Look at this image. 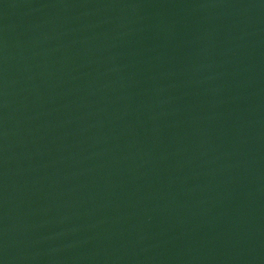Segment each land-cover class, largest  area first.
Returning <instances> with one entry per match:
<instances>
[{"label": "water", "instance_id": "water-1", "mask_svg": "<svg viewBox=\"0 0 264 264\" xmlns=\"http://www.w3.org/2000/svg\"><path fill=\"white\" fill-rule=\"evenodd\" d=\"M0 264H264V0H0Z\"/></svg>", "mask_w": 264, "mask_h": 264}]
</instances>
